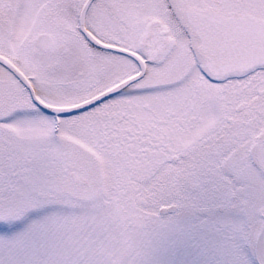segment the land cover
Returning a JSON list of instances; mask_svg holds the SVG:
<instances>
[{
	"label": "snow or ice",
	"instance_id": "1",
	"mask_svg": "<svg viewBox=\"0 0 264 264\" xmlns=\"http://www.w3.org/2000/svg\"><path fill=\"white\" fill-rule=\"evenodd\" d=\"M0 264H264V0H0Z\"/></svg>",
	"mask_w": 264,
	"mask_h": 264
}]
</instances>
